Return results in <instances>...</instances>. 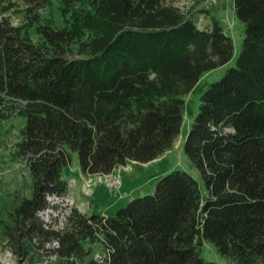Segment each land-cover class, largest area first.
I'll use <instances>...</instances> for the list:
<instances>
[{
  "label": "trees",
  "instance_id": "trees-1",
  "mask_svg": "<svg viewBox=\"0 0 264 264\" xmlns=\"http://www.w3.org/2000/svg\"><path fill=\"white\" fill-rule=\"evenodd\" d=\"M48 4L25 0L14 24L17 5L0 0V124L24 121L13 155L30 177L4 227L9 250L61 264H216L207 242L231 264H264V0H233L240 51L200 96L182 146L198 177L173 170L112 215L71 209L62 228L38 213L67 194L72 155L88 176L159 158L185 96L235 49L215 16L201 28L168 0H59L61 26L42 18Z\"/></svg>",
  "mask_w": 264,
  "mask_h": 264
},
{
  "label": "rangeland",
  "instance_id": "rangeland-1",
  "mask_svg": "<svg viewBox=\"0 0 264 264\" xmlns=\"http://www.w3.org/2000/svg\"><path fill=\"white\" fill-rule=\"evenodd\" d=\"M11 1L15 2L17 6L10 10V17L14 24H18L23 19L25 0ZM222 2H225L223 7ZM229 2L231 0H222L217 5L211 6L210 9H204L203 0H168V3L179 7L190 15L195 20L196 25L201 28L206 26L207 21L210 23L211 16L217 17L216 15H218L224 30L233 38L235 54L227 64L201 75L194 89L185 96L180 133L174 140L170 150L149 163L131 162L129 165L115 170L114 174L118 179L123 180L125 177V184H127L126 179L135 183L132 198L129 199L125 196L129 200L126 201L123 198L117 210L136 197L152 194L156 182L173 170L184 169L198 177L196 170L191 167L188 158L184 154L182 146L191 124L199 112L200 96L211 83L220 80L226 71L235 65L240 51L245 26L232 14ZM58 5L59 0H49V4L41 10L40 14L42 18L51 20L54 25L61 26L62 18ZM24 20H26V17H24ZM31 35L32 39L37 41V36L33 31ZM23 123L22 119L13 116L0 124V264H61L56 257L48 256L46 253L38 255L33 252L25 256L15 255L6 245L4 227L8 224L9 212L18 200L30 193V177L25 162L13 155L14 145L18 140L19 130ZM140 169L143 171V175L140 173ZM76 171L77 160L72 155L71 162L64 172V177L68 182L67 194L62 197H50V202L54 207L38 213L40 219L54 228L64 226L65 217L73 208L84 214L101 213L102 211V207L92 198L91 191L98 187H105L91 182L94 180L92 179L93 176L84 175L82 177ZM89 177H91V181ZM51 246H54V243ZM93 247L96 253H101L99 245ZM201 251L207 260H211L216 264H231L210 243L203 242Z\"/></svg>",
  "mask_w": 264,
  "mask_h": 264
},
{
  "label": "crops",
  "instance_id": "crops-1",
  "mask_svg": "<svg viewBox=\"0 0 264 264\" xmlns=\"http://www.w3.org/2000/svg\"><path fill=\"white\" fill-rule=\"evenodd\" d=\"M222 3H223L222 4V7H223L225 2H222ZM229 4L231 5V12H232V14H234L233 0H231V2H229ZM225 8H226V6H225ZM216 16H217L216 18L219 20L218 15H216ZM219 22H220V20H219ZM209 24L210 23H208V21H207L206 25H209ZM77 171L76 172L78 174H80V176H82V177L84 176V174L80 172L78 164H77ZM139 171L141 174L143 173V171L141 169ZM90 178L91 177H89V180H90ZM127 180L128 179H126L127 184H125V177H124V179L122 180V185L116 189L110 190V189H107L106 187L105 188H103V187L99 188L98 187V188L93 189L91 191L92 192V195H91L92 198L95 200V202H97L100 205V207H102L101 214L103 216H109V215L114 214V211H116L117 208L120 207L119 205H120V202L123 200V198L126 201H128L129 199L132 198L133 191H134L133 185H135V183L132 181L130 182L129 180L127 181ZM125 196H126V198H129V199H126Z\"/></svg>",
  "mask_w": 264,
  "mask_h": 264
},
{
  "label": "built area",
  "instance_id": "built-area-1",
  "mask_svg": "<svg viewBox=\"0 0 264 264\" xmlns=\"http://www.w3.org/2000/svg\"><path fill=\"white\" fill-rule=\"evenodd\" d=\"M222 0H203V7L204 9H210L211 6L217 5ZM94 183L101 184L102 186L106 187L107 189H116L122 185V180L118 179L114 173L110 174H97L94 175L93 178ZM107 251L102 250L101 253L98 254V260L103 261L106 259Z\"/></svg>",
  "mask_w": 264,
  "mask_h": 264
}]
</instances>
